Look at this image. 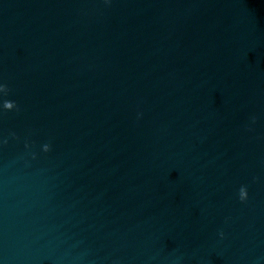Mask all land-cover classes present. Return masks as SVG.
Instances as JSON below:
<instances>
[{
    "label": "clouds",
    "instance_id": "obj_1",
    "mask_svg": "<svg viewBox=\"0 0 264 264\" xmlns=\"http://www.w3.org/2000/svg\"><path fill=\"white\" fill-rule=\"evenodd\" d=\"M11 89L9 88L8 84L7 83H0V95L2 96H8L9 93H10ZM3 110L5 112H8V111H12V110H16V111H19V106L17 105V103L15 101H11V100H4L3 101ZM255 117H252V122L255 123ZM250 130V129H249ZM10 136H12L13 138L16 137V134L14 132L10 133ZM7 139H4L3 141H0V143H3V144H7ZM27 146V145H26ZM43 151L44 152H48L50 151V145L49 144H44L43 145ZM256 179V178H254ZM248 188L246 185H241L240 188L238 189V198L240 200V202H246L248 200ZM220 237L221 238H224V233L223 231H221L219 233Z\"/></svg>",
    "mask_w": 264,
    "mask_h": 264
}]
</instances>
